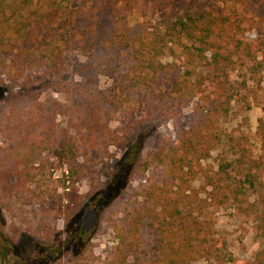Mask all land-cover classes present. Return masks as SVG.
<instances>
[{
    "label": "trees",
    "instance_id": "trees-1",
    "mask_svg": "<svg viewBox=\"0 0 264 264\" xmlns=\"http://www.w3.org/2000/svg\"><path fill=\"white\" fill-rule=\"evenodd\" d=\"M74 1L0 0V75L7 81L0 209L21 217L39 241L15 253L18 264H47L68 252L71 264H88L87 232L76 227L53 237L50 227L71 222L86 207L97 214L93 231L110 229L118 239L111 264L223 260L225 241L207 212L229 201L254 218L264 240V118L257 120V155L243 125L226 126L232 68L264 60V0H76L73 7ZM70 53L83 63L65 79ZM100 77L110 80L108 91L100 89ZM49 80L71 107L52 100L47 108L29 91ZM189 106L190 125L175 127L137 162L146 131L175 123ZM58 116L66 119L63 130ZM115 116L127 117L124 128L109 127ZM103 147L133 159L126 176L136 173L140 182L125 200L118 199L125 185L117 181L91 195L75 188L78 159ZM50 155L62 170L55 180ZM239 264H264V247Z\"/></svg>",
    "mask_w": 264,
    "mask_h": 264
},
{
    "label": "rangeland",
    "instance_id": "rangeland-1",
    "mask_svg": "<svg viewBox=\"0 0 264 264\" xmlns=\"http://www.w3.org/2000/svg\"><path fill=\"white\" fill-rule=\"evenodd\" d=\"M77 5L75 0L73 7ZM158 18L157 13H154L152 22ZM4 61L11 64V59L2 56ZM168 54L163 56L162 61H168ZM258 61H261L260 57ZM67 67V74L65 79H69L75 73L77 67L83 63V58L78 53H70L65 57ZM232 83L234 87V102L232 104L231 119H229L226 126L235 127L238 124L243 125L242 129L247 133L254 155L258 154V144L255 138V131L257 127V120L264 118V60L262 66L255 65L252 67L250 63H236L231 70ZM53 84L52 80L43 81V83L29 89L38 95L39 101L49 108V103L53 100L63 106H70L67 103L63 94H56L50 86ZM6 77L0 75V103L7 94ZM111 82L105 77L99 78V87L103 91L110 89ZM16 92L26 93V90L16 88ZM134 95L132 98L134 99ZM78 105V101L72 103L73 107ZM192 107L189 106L183 110L182 117L173 122L163 123L162 125L147 130L144 140L141 145L139 158L140 162L144 157L150 153L156 146L157 142L163 136H170L174 128H187L190 125L189 115ZM247 118L246 124L242 119ZM127 117L115 116L109 123L112 130L121 129L126 126ZM59 129L63 130L66 127L65 117L58 116ZM220 149L212 153L209 163L216 161ZM48 168L52 179L55 180L61 176V169L56 166V161L53 155L48 157ZM126 163V164H125ZM130 163H133L132 157H129L128 152L117 147L99 148L86 157L79 158L77 161V169L79 171L78 179L75 184L78 193L81 195H91L95 191L105 189L107 187H114L113 182L117 181L125 185L121 194L118 195L119 200H125L128 196V190L136 186L140 181L136 178V173L130 172L126 176V171L129 170ZM136 163V162H135ZM125 164V165H124ZM128 164V167H127ZM125 173V175H123ZM75 177V176H74ZM127 178V180H126ZM261 180L264 184V173L261 175ZM89 205V204H88ZM96 212L85 208L75 219L69 223L58 221L50 222L52 228L51 233L53 237H65L71 230L79 227L80 230L87 232L90 239V254L86 257L88 264H111L116 261V248L118 239L115 233L107 229L102 232L95 233L93 231L96 223ZM207 217L213 222L217 236L225 241L227 256L221 261H212L209 264H239L241 262H252L255 254L264 247V240L261 239L256 232L254 218L245 214L238 209L231 201L223 206L211 208L207 212ZM21 218V217H20ZM20 218L9 217L4 211L0 209V224L4 225L0 235L2 247L4 242L9 241L8 254L5 258L8 264H18L15 253H20L30 248L34 243L39 241L29 236L25 232V226ZM93 231V233H92ZM89 232V233H88ZM29 241L31 244H29ZM0 242V244H1ZM231 258V260H227ZM71 253H65L47 264H71ZM194 264H208L204 261H198Z\"/></svg>",
    "mask_w": 264,
    "mask_h": 264
},
{
    "label": "flooded vegetation",
    "instance_id": "flooded-vegetation-1",
    "mask_svg": "<svg viewBox=\"0 0 264 264\" xmlns=\"http://www.w3.org/2000/svg\"><path fill=\"white\" fill-rule=\"evenodd\" d=\"M6 243H7V241H6ZM3 246L4 247H2V242H1V244H0V264H8V261L5 258V256H6V254H8L9 247L5 245V242H4Z\"/></svg>",
    "mask_w": 264,
    "mask_h": 264
}]
</instances>
